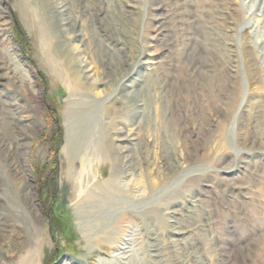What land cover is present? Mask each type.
Segmentation results:
<instances>
[{"label": "rangeland", "instance_id": "1", "mask_svg": "<svg viewBox=\"0 0 264 264\" xmlns=\"http://www.w3.org/2000/svg\"><path fill=\"white\" fill-rule=\"evenodd\" d=\"M0 16V264H264V0Z\"/></svg>", "mask_w": 264, "mask_h": 264}, {"label": "bare ground", "instance_id": "2", "mask_svg": "<svg viewBox=\"0 0 264 264\" xmlns=\"http://www.w3.org/2000/svg\"><path fill=\"white\" fill-rule=\"evenodd\" d=\"M58 8H56V14L58 16H60L61 18L63 16H65L66 14V9L65 5H63L62 3L58 2L57 3ZM1 17V16H0ZM1 20H3V18H1ZM66 24H68L67 22H65V26H67ZM23 33V32H22ZM73 50V49H72ZM52 55V54H50ZM52 61V60H51ZM85 61V60H84ZM90 70V69H89ZM86 72V71H85ZM84 75V74H83ZM70 141H71V137H69V135H67V137L64 139V146L62 149L61 154L64 156H70L69 151H70ZM70 162V161H69ZM84 213V212H83ZM126 230V229H125ZM128 231V230H127ZM83 234V233H82ZM133 236L134 234L131 233H126L123 232L122 236H120V238L117 240V242L115 243V246L112 247L111 251L109 252V257L111 258V261L119 263V264H128L130 261V258L132 256V244L135 242L133 241ZM137 237V236H136ZM99 242V241H97ZM100 242H102L100 240ZM98 246V245H97ZM91 248V247H90ZM110 250V249H109ZM89 250H87L88 252ZM91 251V250H90ZM136 252V251H135ZM108 256V255H107ZM154 256V255H153ZM152 256V257H153ZM132 259V258H131ZM125 261V262H124ZM112 263V262H111ZM94 264H108L106 262L105 259L103 258H99V260L94 263ZM110 264V263H109Z\"/></svg>", "mask_w": 264, "mask_h": 264}]
</instances>
